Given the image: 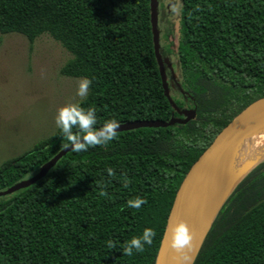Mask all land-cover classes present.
Listing matches in <instances>:
<instances>
[{
	"label": "trees",
	"instance_id": "obj_1",
	"mask_svg": "<svg viewBox=\"0 0 264 264\" xmlns=\"http://www.w3.org/2000/svg\"><path fill=\"white\" fill-rule=\"evenodd\" d=\"M178 26L177 74L168 82L179 97L170 104L154 57L149 0H0V34L29 44L48 35L70 55L59 74L91 81L78 103L95 108L97 127L195 112L184 125L116 132L105 145L70 151L42 179L0 197V264H155L188 166L264 96V0H180ZM65 143L56 128L4 161L0 191L31 177ZM137 197L144 203L129 207ZM144 228L154 231L152 244L122 255ZM193 264H264V160L225 199Z\"/></svg>",
	"mask_w": 264,
	"mask_h": 264
},
{
	"label": "rangeland",
	"instance_id": "obj_2",
	"mask_svg": "<svg viewBox=\"0 0 264 264\" xmlns=\"http://www.w3.org/2000/svg\"><path fill=\"white\" fill-rule=\"evenodd\" d=\"M180 0L158 4L160 53L177 74L175 52L179 37ZM70 58L57 42L41 35L32 44L21 35L0 34V165L30 150L55 130V111L66 103H78L75 95L79 78L59 74ZM166 81L170 73L165 69ZM169 96L178 100L177 90L168 82Z\"/></svg>",
	"mask_w": 264,
	"mask_h": 264
},
{
	"label": "water",
	"instance_id": "obj_3",
	"mask_svg": "<svg viewBox=\"0 0 264 264\" xmlns=\"http://www.w3.org/2000/svg\"><path fill=\"white\" fill-rule=\"evenodd\" d=\"M167 1L169 5L174 0ZM159 0H149L150 29L154 57L157 63L164 97L172 104L164 66L169 67L167 59L160 53L158 29ZM183 118L171 117L168 121L135 120L120 124L116 132L139 128H165L174 124L184 125L194 119V110L184 111ZM264 128V96L253 101L235 115L211 140V142L194 158L184 173L175 192L165 228L158 248L155 264H193L214 219L234 186L264 158L250 166L244 175L233 185L223 203L209 223L206 213L214 182L224 166L234 146ZM71 150L61 149L53 158L44 163L31 177L21 180L6 190L0 191V197L25 189L42 179L58 160ZM187 228L188 241L178 251L172 247V229L178 223Z\"/></svg>",
	"mask_w": 264,
	"mask_h": 264
},
{
	"label": "clouds",
	"instance_id": "obj_4",
	"mask_svg": "<svg viewBox=\"0 0 264 264\" xmlns=\"http://www.w3.org/2000/svg\"><path fill=\"white\" fill-rule=\"evenodd\" d=\"M91 81L81 78L76 87L75 95L84 98L88 94ZM54 124L59 129L61 136L66 140L64 148L70 149L73 153L87 151L88 148L97 145H105L117 138L116 130L120 124L115 119L106 120L97 127L96 110L94 107H81L79 103H66L58 107L54 115ZM108 176L113 175V170H105ZM127 185L126 178L123 180ZM103 194V193H102ZM144 200L137 197L128 201V206L139 208ZM155 233L151 228H144L139 236L131 237L123 246L121 254L131 256L133 252H141L145 245H151ZM186 226L181 222L172 229V247L180 250L188 241ZM107 247L112 248L111 241L107 242Z\"/></svg>",
	"mask_w": 264,
	"mask_h": 264
},
{
	"label": "bare ground",
	"instance_id": "obj_5",
	"mask_svg": "<svg viewBox=\"0 0 264 264\" xmlns=\"http://www.w3.org/2000/svg\"><path fill=\"white\" fill-rule=\"evenodd\" d=\"M264 158V128L239 141L220 170L210 194L207 223L214 217L233 185L254 163Z\"/></svg>",
	"mask_w": 264,
	"mask_h": 264
},
{
	"label": "flooded vegetation",
	"instance_id": "obj_6",
	"mask_svg": "<svg viewBox=\"0 0 264 264\" xmlns=\"http://www.w3.org/2000/svg\"><path fill=\"white\" fill-rule=\"evenodd\" d=\"M162 58L165 59L164 56H162ZM165 68H166V70H168V72H169L170 74H172V76H173V71H172V69L170 68V66H169V67L165 66Z\"/></svg>",
	"mask_w": 264,
	"mask_h": 264
}]
</instances>
